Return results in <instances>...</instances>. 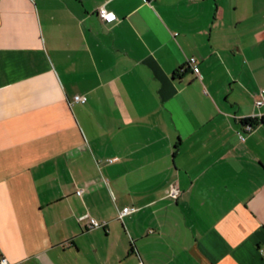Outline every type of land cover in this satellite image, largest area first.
Returning <instances> with one entry per match:
<instances>
[{"label": "crops", "instance_id": "0c3cea01", "mask_svg": "<svg viewBox=\"0 0 264 264\" xmlns=\"http://www.w3.org/2000/svg\"><path fill=\"white\" fill-rule=\"evenodd\" d=\"M261 87L264 0H0V257L264 264Z\"/></svg>", "mask_w": 264, "mask_h": 264}, {"label": "built area", "instance_id": "2783aa9c", "mask_svg": "<svg viewBox=\"0 0 264 264\" xmlns=\"http://www.w3.org/2000/svg\"><path fill=\"white\" fill-rule=\"evenodd\" d=\"M96 12L104 22H111V21H114L117 19L115 12L107 9L104 5L98 6L96 9ZM108 16H111L112 19H108ZM187 62L191 66L193 72L198 73V66L196 64L195 57L194 56L188 57ZM74 99L83 101L84 96L79 95V94H75ZM254 101H255L256 105H263L264 104V87L259 88V90L257 91V97L255 98ZM253 125L254 124L252 122L244 121L242 123V130H240L238 132L239 137L241 139H243L245 137V132L249 131L253 127ZM179 192H180V189L177 186V184L171 183L169 186V190H168L169 195L172 196L173 198H175L178 196ZM77 193H80V189L77 190ZM131 209H133V207L124 206L120 213L123 214L125 212L130 211ZM81 218H87L88 223L91 227L101 226V225L105 224L104 220H97L96 218H94L93 216H91L89 214L82 215ZM0 264H10V262L4 256H1L0 257ZM135 264H143V262L141 260H139Z\"/></svg>", "mask_w": 264, "mask_h": 264}, {"label": "trees", "instance_id": "16d2710c", "mask_svg": "<svg viewBox=\"0 0 264 264\" xmlns=\"http://www.w3.org/2000/svg\"><path fill=\"white\" fill-rule=\"evenodd\" d=\"M263 118H264V116L261 118V120H263ZM240 120H241L242 123L244 121H249V122H252V123L255 122L254 119L251 118V117H244V118H241Z\"/></svg>", "mask_w": 264, "mask_h": 264}, {"label": "snow or ice", "instance_id": "6c2138e0", "mask_svg": "<svg viewBox=\"0 0 264 264\" xmlns=\"http://www.w3.org/2000/svg\"><path fill=\"white\" fill-rule=\"evenodd\" d=\"M108 19H112V17L111 16H108Z\"/></svg>", "mask_w": 264, "mask_h": 264}]
</instances>
